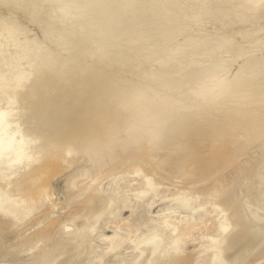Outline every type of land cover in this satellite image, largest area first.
Returning a JSON list of instances; mask_svg holds the SVG:
<instances>
[{
    "label": "bare ground",
    "instance_id": "6f19581e",
    "mask_svg": "<svg viewBox=\"0 0 264 264\" xmlns=\"http://www.w3.org/2000/svg\"><path fill=\"white\" fill-rule=\"evenodd\" d=\"M21 1L22 0H11L10 2L13 3L14 5H17ZM193 1H197L199 3V4L197 3L199 8L195 12H191L192 11V10H190L191 6H188V4L193 3ZM25 2H27V1H25ZM194 3H196V2H194ZM1 5H3V4L1 3ZM186 6L189 7V10L191 12L190 13L191 15H189V16L186 14V13H188L189 10L188 11L184 10L185 16L183 15V12H182ZM40 7L46 9L45 17L41 15L42 17H44V19H43L42 24L40 25V30L43 33L42 34L43 39H45L44 42L47 40L46 41L47 43L51 42L50 43L51 45H52V43L55 45L58 52L62 51V54L64 52L66 54L65 56H67V58L65 57L66 59L64 60V62L60 61V59L55 60L56 58L54 59V57H52L53 55L52 56L49 55V53L46 50H45L46 52L41 51L40 47H38V48H40L38 50V48L36 46H34L33 44H27L26 43L27 45H25L24 47H20V45H19L20 43L15 44L14 37L17 36V32L15 30H13V28H10L6 25L0 27V33H2V34L4 33L5 35L9 34L10 35L9 39L11 40V38H12L13 45H14L15 49L17 50V51L13 50L14 48L11 49L10 51L0 49V69L1 68H7V67L17 69L16 66H13L12 57H13V54H16V52H19V51L26 58L25 59L23 57L25 59L26 63L23 60H21V66L23 65L25 67H28V69H29V73H28L29 75H27V76L19 75L16 79H14L11 82L12 87H10L11 83L6 84V85L4 84L5 89L2 88L4 85L1 86V83L3 84L4 74H3V71H0V89L2 88V90H0L1 91L0 92V97H1L0 99L1 100H6L7 97L12 95L10 92H12L11 90L13 88H16L21 83L23 84L22 85L23 87L21 88V91L19 92V94L17 96V100H19V98H21L20 100H23L24 103L21 101L20 102L23 103L24 106L23 105L22 106L24 107L25 111L17 112L15 110L14 111L11 110L8 113L2 114V119H0V220H4L5 218H9L10 219L9 224H12L11 226H12V228L14 227L13 229H15L17 226L21 225L22 221L20 222V219H22V218H23V220L26 219L28 222V220H30L31 218H34L32 216L37 212V210L42 208L45 205V202L47 201V195L46 196L43 195L44 194L43 187L37 188L35 190L29 189L28 186L31 185V180L34 177H31V180L26 179L29 176L24 177V179H22L24 181V183L20 185V188H18V190H14L15 189L14 187L12 188V186H14L12 184H14L16 182L15 181V180H17L16 176L18 175V173L20 171L25 170L28 167H36V169H38L39 171L41 170L45 175H48L49 173L52 174L50 170L52 168H54L53 166H58L59 164H62L66 161H70L72 158H74L75 154H77L78 152H87L88 151L89 157L97 156L96 153L101 154V155H98V156H100V158L103 156L104 158H102V159L108 158V161H109L111 158H115L116 155L119 153H120V155L122 154L121 155L122 157L125 156V158H126V156H127L126 154H129V152H130L129 151L130 147L133 148L132 150H136V148H138L140 145L144 144L145 146L147 145L146 148H148V150H146V151L147 152L150 151V153H151V150L154 149L155 147H157L156 145H158V144L163 145L166 142L168 143L169 140L170 141L172 140L171 142L176 141V140L179 142L181 140L183 141V139H181L183 136H179V134H178L179 132H180V135H184L185 141L188 140L187 137H189V135H191L190 133H192V135H191L192 138H193L194 134H197L195 136L198 137L201 130H199V129L197 130L195 126H197V124H198V120H197L198 118L197 117H199L198 116L199 113L202 112L201 110L204 111V109L202 106H199V103H198V105L196 104L195 99H198V98L202 99V102L201 101L200 102L203 106L205 105V103H203V102L207 101V103L205 105L206 106L205 112L208 111V112H211L214 115H216V113H214V112L217 111V114H218V112H219V114H221V112L218 111V109L216 111H214L215 106H218V108H224L226 106L227 108L226 107H225L226 109L224 108L225 111L222 110L223 112H226V110L228 109V106L226 105V103L228 105L234 104V103L229 102L232 99L231 100L229 99V101H228L229 103L227 102L228 98H232L231 97L233 95L232 93H235V94L238 93L237 90L239 91L240 87L244 88L246 86V84L248 85L249 83H252L254 86L256 82L253 83L250 79L255 78L256 76H257L256 78L258 79V74L259 75L263 74V76H264V73L262 72L264 70V57H263L264 55L262 56L263 58L260 57L261 60L258 59V61H257L256 57H255L253 60H251L252 62L249 60L248 63H247L248 60L245 59L247 57H244V60L245 61L247 60V61L243 62L244 66H243V64H241L243 67L242 68L240 67L241 70L238 71L239 74L237 73L238 74V75L236 74L237 77H235L236 76L235 75L233 77L234 79L232 78L233 81L231 83L229 82L230 80L227 81L228 82L227 83L225 81L226 76H224L225 77L224 78V77H222V74L229 68L230 63L228 61H230V59H233V57L228 59L227 61L224 60L225 62H228L229 64H226L225 62L222 63L221 59H219L215 56L213 58H215L216 60L212 58V55L213 54L215 55L217 53V51H218V54L220 55L221 53H223L224 51L227 50V46L228 47H229V45L231 46L232 42L228 41V38L226 39L224 37L223 38L226 40L223 39L224 40L223 42L221 41V43H217L218 46H216L217 47L216 49H218V50H216V53H214L215 51L214 52L211 51L213 54L210 53V50L215 48V47H213L215 45L212 44L214 42L209 41L208 40L209 38L206 35H204V34L201 35L202 33L199 34L201 36H198L194 39L189 40V36H188V39H184V38H183L184 40L181 39L182 41L179 43V45H177L178 44L177 43L175 47L170 45L173 47V49H171L167 54L165 53L166 55L161 52L162 49L166 47L165 44H167L168 42L170 43V40L175 36L176 33H181V34H182V32H183V34L187 33L185 31L189 25H194L197 22L201 21L202 18H205V17L209 18V21H211L212 23H213V21H217L219 24L218 29H220V30L224 29L226 26H228L230 24H237V23L241 24V23H243V24L247 25L248 23H251V22H252L251 24H254L253 23L254 21L258 22L259 19L264 17V0H200V1H198V0H28L27 8L24 11H22L20 14H22L21 16H24V17H26L32 21H33V19H35L34 21H37L38 19L40 20V18H39L40 16L38 17V19L36 18L37 17V11H39V13L40 12L43 13V11H40V10H42ZM38 8H40V9L38 10ZM192 8H194V7H192ZM262 19H264V18H262ZM261 20H259V21H261ZM7 24H8V22H7ZM198 25H194V26L196 27ZM245 25H243V26H245ZM54 29L57 31L56 33L53 32ZM187 31H189L188 28H187ZM215 31H216V29H215ZM245 31H246V28H245ZM241 32L243 34L244 30H241ZM241 32L239 34H241ZM239 34H238V36H239ZM244 34H245V32H244ZM85 35H86V37H88L87 39H85ZM133 35L137 36V37H134ZM182 35H179V36L181 37ZM224 35H225V33H224ZM241 35H240V37H241ZM132 36L134 38H136L134 41L133 40L132 41H126V42L123 41V40L128 39V38L130 39ZM255 36L256 35H254V38H255ZM184 37H186V36H184ZM216 37H215V39H216ZM240 37L239 38L237 37V38L240 39ZM243 37H244V35H243ZM235 38H236V36H235ZM174 39L176 40L177 38H173L172 40H174ZM229 39H231V38L229 37ZM242 39L243 38L241 37L240 40H242ZM119 40L123 41L124 45L118 49L113 48L112 44L119 41ZM208 41L211 43H209ZM255 41H256V43H254V45L258 44L256 39H255ZM218 42H220V41H218ZM229 42L231 44H229ZM242 42H243V40H242ZM77 43H81L78 45H80V48L82 45V49H83V51H81V53L79 52L80 56L78 53H77L78 55H76L79 57V58L77 57L78 60L81 57V59L91 61V60H89L90 58L93 59L94 57L96 58L98 56L103 55L102 58H104V59L102 61L99 60L100 63L98 62V65H97L98 68L96 67L97 68L96 71H98V72L102 71V73H104L105 71H103V70L108 71L110 69V72H111L112 71L111 69L113 67H115L114 64H117V63L119 64L120 68H118L117 67L118 65H117L116 66L117 67L116 72L113 74L114 71H112L110 74L111 75L110 78H109V74H108V77H105V78H109L107 80L105 79L106 80L105 85H103L104 81H102L103 84H100L102 86H105V88L102 87L104 90L103 89L102 90L99 89V91L96 90V88H98V86H99V83H98L99 80H97V78L100 74H98V72L92 73L93 67H91L92 69H90V70H86L90 67L89 64H91L95 58L93 59V61L91 63L88 64L89 67L87 66L88 67L87 68L86 67L87 64L86 65H85V63L83 64V62H85V60H83V62H78L76 60V56H75L76 52L74 55H72L73 51H74L73 50L74 45H76ZM13 45H12V47H13ZM21 45H23V44L21 43ZM163 46H165V47H163ZM211 46H212V49H211ZM235 48H237V47L235 46ZM259 48L260 47L258 45H255L252 47L249 46L246 50L243 49V51H242V50H240V47H239L240 51H237L238 48L236 49L237 52L235 51L234 58H235V60L237 58L243 59L242 58L243 56H248V55H251V58H253L255 56L254 53H256L258 51L257 49H259ZM166 49H170V48L166 47ZM198 49L202 50V54L201 53L199 54L200 51H197ZM57 50L55 49L56 52H57ZM233 50H234V48H233ZM163 51H165V49ZM167 51L168 50H166V52ZM196 51L198 52V54L196 53ZM160 52H161V55L162 54H164V55L163 56L159 55ZM231 52L233 53V51H231ZM208 53L212 54L211 56H209L211 59H213L212 62H210L209 59H207L204 56L205 54L209 55ZM191 54H193L194 59H196L195 57L198 55H200V57L203 56V57H201L202 60L205 57L204 61L202 62V65L206 59V61H209V62H206L208 64V66L207 65H206L207 67L202 66V68L204 67L203 69L199 68L200 70L197 69L198 71L196 70L195 72L194 71L192 72V70L196 66H198V65L201 66V64H198L201 61V58L199 59V56L197 57V59L200 61L197 63L198 65H196L192 69L191 66L193 65L192 64L193 62L191 63V61H193L194 59H192L193 57L191 58V56H192ZM263 54H264V50H263ZM158 55H159V57H158ZM219 55H218V57L221 58V56H219ZM19 56L22 57L21 54H19ZM36 56L41 59L40 61H37L38 63L36 62V59H35L36 63L33 61L34 59L33 60L31 59L33 57L36 58ZM224 56H225V54H224ZM188 57H190V58L186 59ZM230 57H231V55H230ZM157 58H159V59H157ZM96 59H98V58H96ZM99 59H100V57H99ZM111 59H113L112 62L115 61V63H112ZM154 59H156L155 62L153 61ZM182 59H185V60L182 62L181 61ZM190 59H191V61H189ZM37 60H39V59H37ZM61 60H63V59H61ZM131 60L136 61V62L133 61L134 62L133 65H135V63L137 65L141 63L140 66H138L137 68L135 65L136 69L134 68V71L137 70L139 67H140V69L142 67H144V65H146V64H142L143 62L147 61V63L149 64L148 61L152 60L154 63H156V61H157L156 65H154V63H152V61L150 62L154 66H157L159 72L155 69L156 73L157 72L160 73V71H163L162 74L164 73L165 76L164 75H162V76H164V78H166V75L168 74V72L172 73V71H174L177 73H173V75L177 74V76L174 75V77H173L174 80H170L169 82L164 83L163 88L161 87V89H157L156 92H153L156 90V88H154L155 89L154 90L151 86L155 83L150 80L151 76L145 75V77H149L148 80H147V78H145V77L144 78L148 82L151 81L148 84H150V83L152 84V85L150 84L151 86H149V87H150V89L152 88L153 91H150L149 87H148L149 90L146 89L147 88V84H146L147 81L145 80L142 83L145 82L146 88H144L142 83H140V85H142V86H140V85H138L139 83L136 82V84L138 83L137 85L139 86V87L137 86L138 89H136V90L132 89L133 92H131V91L127 92V90H130V89L126 90L125 86H128L131 83L128 82V85L125 84V86H123L124 84L121 85L118 83H119V80L121 78H123L122 76L124 74V71L127 70L128 67H130V64L132 63ZM254 60H255V62H254ZM129 61H131V62L129 63ZM231 61H234V60H231ZM22 62H24V63L22 64ZM127 62L129 63V66H128ZM126 64H127V66H126ZM112 65H114V66L112 67ZM200 66H198V67H200ZM125 67H127V69ZM154 68H153V70H154ZM151 70H152V68H151ZM89 71H91V73H89ZM94 71H95V68H94ZM137 72H140V71L137 70ZM141 72H140V74H141ZM150 72H152V71L149 70V75H150ZM165 72H167V74H165ZM178 72H179V74H178ZM87 73H89V75ZM146 73L148 74V72H146ZM156 73L153 72L152 74H156ZM90 74H92V75L94 74V75L91 76ZM212 74H219V76H221V77L217 78L216 80H210ZM105 75H106V72H105ZM138 75L134 74V76H138ZM159 75H161V74H159ZM170 75H168L167 78H170ZM75 76L78 77L77 78L78 80L74 78ZM90 76L93 78V80L94 79L97 80V81H95V83H98V86L97 85L95 86V84H94L95 90L92 88L91 89H92V92H93V90L95 92L93 94L91 92L92 96H91V94H87L85 97V98H88L87 96L90 95L93 98L91 99V97H90L91 100H89V98H88L86 100L87 103L85 101H83V102H85L86 104L89 103L88 107L91 104V106H90L91 109H89V110L92 111L94 109L93 113L97 111V114L91 113L89 110L86 109L88 107L84 106L85 108L82 107L83 108L82 110L84 112L89 111L87 113L90 115V116L89 115L84 116L85 113L81 114L82 113L81 109H80L81 110L80 112L78 111L79 109H76V108H79L78 105H80V101L78 102L77 100H79L80 93L82 92V91L81 92L79 91V88L81 90L85 88L84 90H86L87 89L86 87H88V85H89V87L91 86L90 82L91 81L94 82ZM141 76H144V74L143 75L141 74ZM141 76L140 75L138 76L140 80L137 79V81L139 80V82H141V80L143 79ZM162 76L160 77V79H162ZM100 77H101V75H100ZM100 77L98 79H100ZM138 77H136V78H138ZM155 78H157V77H154L152 79H155ZM166 79H165V81H166ZM263 79H264V77L263 78L261 77L259 79L260 82H262ZM47 80H50L51 84L48 85ZM75 80H77V81H75ZM155 80H157V79H155ZM248 80H250L251 82H248L245 84V82H247ZM160 81H159V83L157 81H155L156 83H158L156 87H158V85L160 87ZM165 81H163V82H165ZM167 81H168V79H167ZM253 81H255V79ZM120 82L123 83L124 81L122 82L120 80ZM187 82H189V83L191 82L192 87H194L193 88L194 90H195V88L198 89L197 91L195 90L197 95L194 94V97L196 96V98L194 99L192 96V99L195 100L196 105L194 104L193 101H191L192 99L191 100L190 99H181V96L184 95L183 92H185L187 90L186 92L188 93L189 88L191 90L190 92L194 93V90L189 86L190 84L187 85V86H189L188 89L186 88ZM257 82H259V81H257ZM263 82H264V80H263ZM124 83H127V82H124ZM162 84L163 83L161 81V85ZM184 84L186 87L184 86ZM243 84L245 85L244 87H242ZM257 84H261V83H257ZM262 84L264 86V83H262ZM74 85H76V86H74ZM120 85L123 86V88L126 91L123 88L119 87ZM131 86L133 87V85H130L128 87L130 88ZM258 86L259 85H257V88L261 87V86H259V87ZM76 87L78 88L77 91H79V92H77L76 90L75 91L71 90L74 88L76 89ZM135 87L136 86H134L133 88H135ZM153 87H155V86H153ZM181 87L184 89L186 88V89L183 90V92L179 91V90H181ZM250 87H251V84H250L249 88ZM252 87L250 90H253V92L255 90L257 91V89L255 88L256 86H254L255 90L252 89ZM99 88H101V87H99ZM119 88H121V89H119ZM173 88L179 89L178 92L179 93L181 92L182 95L180 94L181 95L180 96L178 93V95L176 97V95L174 96L172 94L175 98H173V99L169 98L168 95L172 92H169L168 90L172 89L173 92H175L176 90L174 91ZM3 89H4V91H3ZM245 89H246V91H248L247 86L244 88V90ZM58 90H61V91L63 90L64 92L66 90V92H70L71 94H72L71 91H73V94L75 92L77 93V94L75 93L74 96L78 95V93H79V95L77 97H74L73 95L70 94L72 96V99L70 98L71 96L70 97L67 96L70 98V102L67 100L64 102V100H62V99H64V98H62L64 96L62 95L60 101H57V100H55L54 96L55 95L57 96V94L58 95L60 94ZM67 90H69V91H67ZM88 90L89 89H87V91ZM145 90L148 91V93H149L148 96L146 95L147 92ZM244 90H242V92H244ZM57 91H58V93H56ZM167 91H168V93H167ZM84 92L86 93V91H84ZM150 92L152 94H150ZM242 92H241V94H242ZM245 92H244V94H247V96H246L247 101L251 100L250 98H248V94H250L252 91H250V92L248 91V93H245ZM89 93H90V90H89ZM193 93H191V94H193ZM65 94H67V93H64V95ZM208 94L211 96L210 98H212L211 102H210L209 96H207ZM230 94H232V95H230ZM221 95H224V97L230 95L227 97L226 101L224 100V103L226 102L224 104L225 106L222 105L223 102H222V104L220 103L221 101L218 103L219 97H221ZM237 95L238 96L240 95V91H239V94H237ZM237 95H235L234 97H236ZM250 95H254V93H252ZM81 96L84 97L83 92L81 93ZM170 96H171V94H170ZM173 96H171V97H173ZM188 96H189V94L186 96H183V98L184 97L185 98H191L190 96L189 97ZM205 96H207L208 98L207 97L206 98L209 100L204 99ZM262 96H261L262 100H261V97L257 100V101H259V100L262 101V103L260 102L261 103L260 106L262 104H264L263 103L264 102V94ZM73 97L74 98L79 97L77 100H75L77 102L72 101V100H74ZM83 97L81 98V103H83L82 102ZM217 97H218V99H216ZM234 97H233V99L237 98L236 99V101H237L236 103H238L237 106L241 105L243 109H244V107H247V105L249 107L247 109H250V107L254 109V106H255V108L257 106V105H254V104H256V102H254L253 104H249L247 101H245V97H243V96H239L236 98H234ZM251 97H253V96H251ZM255 98H257V97H255ZM9 99H10V97H9ZM56 99H59V98L56 97ZM65 99H66V95H65ZM221 99L223 100V96ZM199 100H197V101H199ZM215 100H218V101H216L217 105H215V103H214ZM252 100H253V98H252ZM252 100H251V102H253ZM190 101L193 102V105H191L192 104L191 103L190 106H195V107L192 108L189 106L188 103ZM233 101L234 100H232V102ZM244 101L247 103L246 106L242 105L244 103ZM76 104H78V105H76ZM220 104L223 107H219ZM144 105H146V107L148 105L151 108L150 109L148 107L150 109V111L155 110L154 114L156 111L160 112V113L159 114L156 113L157 114V117H156L155 116L156 114L154 115L152 113V111L148 112L149 110H146L148 108L143 107L144 111L146 110L148 114L149 113L153 114L154 119L153 118L149 119L151 114H149V117H147L148 114L146 113V111H145V113H143V110H140L142 108V106H144ZM231 105H229V108L231 107ZM252 105H253V107H252ZM182 106H184V107H182ZM185 106H187V108L189 106L190 109L192 108L191 110L193 112H195L194 111L195 108L197 109V107H200V111H198L199 113H197V111H196V113L198 115L196 114L197 116L195 118H197L196 119L197 122L196 121L195 122L197 124L195 123V126L193 127L195 129H193V130L191 128L193 126L192 123L194 122L195 119H192V123H191L192 126L188 125V124H190V122L187 123L186 121L189 120V118H191L194 115V113L192 116L189 114L191 117H189L187 115L188 113L187 114L185 113L186 116L189 117V118L186 117L187 118L186 121H185V119H186L185 117H183L185 119H182V117H181L184 113L182 115L180 114L181 116L178 115L179 112L181 113V109L182 110L185 109ZM241 106H239V107H240V110L242 111L243 109L241 108ZM257 107H259V105ZM263 107L264 106L262 105V107H261L262 110L260 109V112L263 111V113L262 112L260 113L261 115L264 114ZM231 109H233V108L231 107ZM231 109H229V111ZM235 109L238 111H239V109L235 108V106H234L233 112L236 114ZM247 109L246 110L244 109L246 111V114H248ZM188 110H186V111H188ZM197 110H199V109H197ZM219 110H221V109H219ZM244 110H243V112H244ZM250 110H249V112L253 113V111L254 110L256 111L257 109H254L251 111ZM139 111L140 112L142 111L141 114ZM186 111L184 110L183 112H186ZM192 111H190V112H192ZM229 111L227 110V113ZM238 111H237L238 115L237 116L235 115L237 120L235 119L234 116H233L234 118L233 117H231V118L235 119V121H237L235 123L239 122L240 125H242V123H244L243 125L246 128L245 130H248L249 129L248 127L251 128L253 126L254 127L251 128V130L253 129L254 131H257L259 128H260V130L262 128H264L263 127L264 121L261 122V124L263 123V126H261L259 121H262V120H258V119H262V117H264V115L261 116L259 114V116H261V117L258 119L256 118L258 121L251 119V118H253V119L255 118V117H253V115L257 116V113H259V110H258V112L256 111L257 112L256 114H254L255 112L253 114L251 113L252 117H251V115H249L250 118H248L249 116H247L246 114H239ZM208 112H206V114ZM142 113L144 115H142ZM211 113H209V117H210ZM234 113H232V114L234 115ZM146 114H147V116H146ZM206 114H204V115L206 116ZM219 114L217 115L216 118H218V117H219L218 119L222 118L221 122L222 121L224 122L225 115H224V117L221 115L222 116L221 117V116H219ZM222 114H224V113H222ZM239 115H242V116L246 115L245 117H247L248 120L251 119L250 121H248L249 122L248 127H246L247 126L246 118L244 117L243 118L244 121L242 120L243 121L242 122L240 120L241 121L240 122L239 118H237ZM183 116H185V115H183ZM200 116H203V115H200ZM206 117H208V115ZM206 117L205 118L201 117L203 119L202 122L204 124L206 122H208V120L210 122L213 119V118L212 119L211 118L206 119ZM227 117L228 116H226V118ZM216 118L214 120H212L211 122L216 120V122L220 123ZM228 118L230 119V122H232L231 118L230 117H228ZM228 118H227V120H229ZM204 119H206V120L204 121ZM148 120H150V121H148ZM199 120L201 121V119H199ZM263 120H264V118H263ZM209 122H208V124L206 123L207 125L205 124V126H209ZM230 122L226 121V122H224V124L230 123ZM201 123L199 122L198 125H200ZM218 123H217V125L212 123L213 127H214V125H216V128H217ZM239 123L235 124V125L240 126ZM184 124H185V126H184ZM186 124L191 127V128L187 127V128H189V134L187 133L188 131H185L187 129ZM212 124L207 128L204 126L205 130H203V128H204L203 126H197L199 128L201 127L200 129H202V133L205 131V133H204L205 135L201 134V136L202 135L204 136V137H201V139L206 138V140L210 141V138H211L214 141L215 137L217 139L218 138L217 136L219 134H221V135L224 134L225 131L228 134L229 138H230L229 132H231V136L236 137V138L231 137L230 140L232 139V141H233V139L234 140L235 139H243L242 137H240V134L242 136V133H240V132H242L241 130L239 132L238 138H237L238 134L232 135L233 134L232 132H234V131H235L234 133H238V127L236 128L237 130H235V128L233 127L234 129H232V131H231L230 128H229L230 129L229 130L228 127H226L224 124H222V126L224 125V128L228 129V130L225 129V131H223L220 128L222 126L219 124L220 127L215 129V131H214V129H212L213 128ZM251 124L253 126H250ZM259 124L261 127L259 126ZM243 125H242L241 129L244 130ZM183 126H184V128H186L185 130L182 128ZM231 126H234V122H233V124H230V127ZM219 128H220V130H218ZM254 128H256V130ZM190 129L192 130L191 132H190ZM180 130L185 131L187 133V136H186L187 140L185 138L186 133L182 134L183 132H181ZM216 130L218 132H216ZM221 130L224 133H219V131L221 132ZM260 130L258 132H260ZM122 131H124L126 133V137L121 138V140L124 139L123 141L120 140V142H117L116 140H118V138L117 139L115 138V137H117V135L115 137H114V135L116 132L123 133ZM212 131L219 133V134L217 135L216 133H214L211 136ZM227 131H229V132H227ZM263 132H262V134H264ZM118 133H116V134H118ZM247 133L252 134V133H249V130ZM254 133H253V136H254ZM260 133H258L259 136H260ZM225 134H224V136H226ZM243 134H244V132H243ZM123 135L125 136V134H123ZM140 135H142L141 140H139ZM177 135H178V137H181L179 140L177 139ZM215 135H217V136H215ZM221 135H219V136H221ZM244 135L246 136L245 138H247L248 141H249L248 138H250V136H252V135L249 136L246 134H244ZM244 135H243V137H244ZM256 135H257V132H256ZM195 136H194V138H196ZM205 136H207L208 138L210 136V138L207 139V137H205ZM213 136H215V137H213ZM224 136H222V139ZM228 137L226 138L227 140L229 139ZM174 138H176V140ZM199 139H200V137H198L197 140H199ZM201 139H200V142H202ZM216 139H215V142H216ZM212 140H211V142H212ZM244 140H246V139H244ZM252 140L254 141V139H252ZM188 141H190V139ZM203 141H205V140H203ZM209 141H207V142H209ZM220 141H224V140L220 139ZM232 141H231V143H232ZM195 142H196V140H195ZM195 142H189L188 144L190 145V143H192L191 146L197 145V144L199 145V143H197L198 141L196 142L197 144ZM217 142L221 144V142H219V139H217ZM228 142H229V140L227 142H225V144H227ZM236 142H238L240 144L242 142V140H241V142L236 140ZM257 142H259V141H257ZM167 143L164 144V146H166ZM175 143L176 144H183V143H178V142H175ZM204 143H206V142H204ZM214 143L212 142V144H211L212 149L210 148L211 149V150H209L210 152H212V150L213 151L218 150V149L214 150V148H215L214 146H216V144H218V143H215V145H214ZM233 143H234V141H233ZM176 144H175V148H176V146H179ZM184 144H187V143H184ZM207 144L210 145V143H207ZM237 144H235V146ZM144 145L141 147L142 150L145 149ZM183 145H180V147L182 148ZM202 145H203V143H202ZM227 145L230 146V143H228ZM227 145L223 146L221 144V146H223L224 149H225V147L227 148ZM244 145H247V144H245V142H244L243 147H244ZM148 146H151V147L154 146V148H151V150H149ZM184 146H186V145H184ZM191 146H190V148L192 150ZM218 146H217V148L221 147L219 144H218ZM229 146L227 148V151L229 149ZM232 146H230V147H232ZM158 147L160 148V145ZM158 147L155 149H158ZM169 147H171V146H169ZM181 148L177 147L175 150H177V149L180 150ZM127 149H129V150H127ZM139 149L140 148H138V151L141 150V149L140 150ZM241 149H243V148H240V151H241ZM244 149H246V148L244 147ZM164 150L166 151L165 148H164ZM173 150H174V148H173ZM221 150H222V148H220V150H218V151L220 152ZM146 151H144V152H146ZM154 151L155 150H153V152ZM159 151H160V149H159ZM227 151H224L223 153L221 151L220 154L222 153L224 155V153ZM126 152H128V153H126ZM155 152H154V154H155ZM189 152H190V150L188 151V154H189ZM132 153H133V151H132ZM177 153H179V152L177 151ZM182 153H184V152H182ZM217 153H215V154L217 155ZM140 154H138V155H140ZM147 154H149V152ZM176 154H174V156H166V157L163 155L164 157L160 158L159 164H162V166L166 165V164H168L167 166H171L170 172L172 169V172H173L172 174H175L177 172H179L181 174V172H182L183 177L186 175L188 176L189 173L191 172L190 169H192V168H189L190 164H189V160L187 159L189 157L179 159L178 157L175 156ZM156 155H157V153H156ZM165 155H167V153ZM169 155H172V153ZM212 155H213V153H212ZM79 156L80 155H78L77 157H79ZM150 156H152V159H153V155L151 154ZM188 156H190V155H188ZM191 156H192V154H191ZM219 157L220 156H218V157L217 156H211L210 158L211 159L216 158L215 164H217L216 162H218ZM148 158L150 159V157H148ZM197 158H199V157H197ZM207 158H209V157H207ZM207 158H205V159H207ZM87 159H89V158H87ZM93 160H96V159L93 158ZM263 160H262V162H263ZM71 161L73 162V160H71ZM98 161H102V160L100 159ZM112 161H113V159H112ZM152 161H154V160H152ZM90 162H92V161H90ZM194 162H196V161H194ZM197 162H198V160H197ZM200 162H201V160H200ZM202 162H203V160H202ZM95 163H97V162H95ZM99 163H102V162H99ZM109 163H111V162H109ZM207 163H209V162H207ZM200 164H199V166H200ZM206 164H203V165H205V167L207 168V166L210 167L209 164H213V163H211V161H210V163L208 165H206ZM98 165H100V164H98ZM104 165H103V167H104ZM194 165H192V167H197L198 163L196 164V166H194ZM99 167L100 166H98L97 168H99ZM205 167H203V168H205ZM260 167H259V169H261V171H263L264 168L262 166H260ZM141 168L139 167L138 171L133 173V175H136L137 177L141 176L140 175L141 170H142ZM196 170H198V172H196ZM196 170L195 171L193 170L194 172L197 173L195 176L199 175V173L201 172L202 169L201 170L196 169ZM244 170H246V168H243V170L237 171L239 176L242 175L241 173H243ZM258 171H260V170H258ZM37 172L38 171L36 170V173ZM154 172H155V170H154ZM203 172H205V170L202 171L201 173H203ZM38 173H40V172H38ZM120 173H123V171ZM201 173H200V175H201ZM257 173L258 172L256 171V176L254 174L255 177L253 178V180H251V182H252L251 185H253V186H252V188L250 187L251 193L256 195L255 196L256 199L254 198L255 202H253V200H252L253 197H252V199L249 198V200H252L253 206H251L246 211L241 210V207H242L241 205H242L243 200L238 202L236 199V201H237L236 204H234L232 202L236 193H238L240 190H243L242 187H245L244 183H239V184H235L237 186H235L233 188L232 187L230 188L227 186L224 189H222V191L220 190L219 193L217 194V203L215 205H213L212 207H210L208 210H205V208L203 209V207L201 208L202 205H198V204L195 207L193 206V208L191 209L190 208L191 201L188 198V195L186 193L180 194L179 195V196H181V197H179L180 199L177 201V203L175 205H173L171 207V210L166 212V213L164 212V214H162V215L160 213L159 215H157L156 217L151 219L150 225L153 224V225H155V227H157L156 225H158V226L161 225V228L163 227V229H166V230L168 229V227L170 228V232L175 234V237L173 238V240H171L172 242L170 243V245H171L170 248H172V250L176 256V255L181 254L182 246H183L182 244L184 243L185 239H188L187 237L190 235V234L188 235V233L190 231H193V229L199 228V226L203 223V221L208 216H210V214L215 213L216 216H218L217 218H219L221 216L218 219L219 224L215 229V235L218 234L217 235L218 237L216 238L215 236H212L210 234L211 236L205 237L204 239H202V238L200 239V240L205 241L204 244L209 243L208 249L211 250V252H210L211 256L209 255L210 258H208L209 261L206 264H223V262H224V264H246L247 259L249 257H251V259H252V257H254V256L259 257V258L262 257V259H264V256H263L264 255V208L262 206V204L264 202V191L263 192L260 191L261 187H263V184H264V183H262V182H264V177H262L264 175V173L262 172L263 175L262 174L260 175ZM172 174H170V175H172ZM182 174H181V176H182ZM244 174H245V171H244ZM244 174L242 176H244ZM31 175H35V173L31 174ZM176 175H174V176H176ZM242 176H241V178H242ZM172 177H173V175H172ZM187 178L188 177H186V179ZM172 179L173 180H170V181H172V182L175 181V178H172ZM184 179H185V177H184ZM2 180H4L3 182H5V180H8V181L3 183ZM143 181H144V179H143ZM143 181H142V183H143ZM71 182H72V180H71ZM71 182L69 181V183H66L65 188H66L67 192H70V188L72 186L70 184ZM153 183L149 179L145 178V183H143V184H145V186L141 190L139 189L134 194L135 199L141 193L148 194L150 192H153L157 187V186H154ZM248 186H249V184H248ZM247 188H249V187H247ZM263 189H264V187H263ZM244 190H245V188H244ZM29 191L30 192L34 191L33 195H27L28 193H26V192H29ZM119 191L122 192L120 190V187H119ZM241 192H243V191H241ZM240 194H242V193H240ZM243 194H244V192H243ZM245 194H247V192ZM247 195H249V194H247ZM86 196H87V198L90 197V195L88 193ZM215 196H216V194H215ZM64 197H66V196H64ZM177 197H178V195H177ZM83 198H86V197H83ZM169 201L171 202V200H169ZM230 201L235 206V208L233 207L234 211L231 215L223 216L221 209H224V207H226L227 203L231 205ZM99 203H101V202L97 203L98 206L95 205L96 203L95 204L93 203L96 206L95 207L96 212H95L94 217L96 218L98 216V217L105 218L106 216H104V214L108 211H106V212H104V211L106 209H108V207L110 206V203L108 202L109 203L108 204V203H105L103 201H102V203H104V205H99ZM150 205H151L150 200H146L145 202L143 201L138 206V208L136 210H134L135 214H139L140 210L147 209ZM92 207L94 208V206H92ZM227 207H226V209H228V211L232 209V208L229 209ZM244 209H246V208H244ZM41 212H43V210ZM103 212H104V214H103L104 217L101 216ZM177 213H186L188 216H186L187 218H183V219H180L178 222H175V220L173 221V219ZM45 214H46V212H45ZM183 217H184V215H183ZM74 219L75 218H73V220ZM106 219L107 220L114 219V217L112 216V213L110 215H108V218H105L104 221ZM26 220H24V222ZM98 220H99V218H98ZM176 220H177V218H176ZM222 220L224 221V224H221ZM94 221H95V219H93V222ZM96 221H95V223H96ZM91 222H92V220H91ZM98 223H96V224L98 225ZM107 223L108 222H105L102 225L101 229H103L107 225ZM80 224H81V222H80ZM80 224H79V228H81ZM96 224H95V227H97ZM100 226H101V224H100ZM70 227H71L70 225H65V226H63V229L61 228V231L63 230L62 233H61V231L58 232V233L62 234L61 235L62 238H66L68 232L72 231L69 229ZM95 227L93 226V228H95ZM164 227H167V228H164ZM79 228H77V229H79ZM97 228H95V229H97ZM16 229H18V228H16ZM68 229H69V231H68ZM5 230H9V229H5ZM91 230H92V227L90 228V231ZM3 231L1 230V232H0V233H2V235L5 234V231H4V233H3ZM90 231L88 233H90ZM168 231L169 230H167V233H168ZM93 232H91V234ZM96 232H97V230H96ZM77 233H78V237H79L80 233L79 232H77ZM71 234L69 233L68 237ZM95 234H97V233H95ZM74 235L75 234H72V236H74ZM45 237H44V240H42L41 242L45 243L47 241L45 239ZM98 238H100L103 241L108 242L104 251L108 254L114 253L113 258L117 259L119 256V253H120L119 250L125 246L124 245L125 238L118 236L115 232H113L112 235H110L108 237L104 236V237H98ZM64 240L67 242L66 239H64ZM64 240H62V241H64ZM68 240H70V239H68ZM155 240H156V238H155ZM71 241H69V242H71ZM99 241L100 240H98L97 242H99ZM156 241L153 242L154 245L157 244ZM79 244H80V242L74 247L75 248V252H74L75 255L81 249L80 253H78L76 255L77 256L76 258L79 257V254L81 256L84 255V254H82L83 253L82 251H84V249H83V247H81V244L80 245ZM158 244H159V242H158ZM95 246H97V245H95ZM150 246L151 245H149V247ZM201 246L202 245H200V247ZM154 247H158V246H154ZM33 248L38 249L39 246H34ZM65 249H66L65 245L61 244L59 246V251H60L59 256L63 255V253L65 252L64 251ZM93 249H95V248H93ZM88 250H87L88 252L85 250L87 253V254L85 253L86 255H88L89 253H92V251H93V250H91V248ZM168 250L169 249H167V251ZM40 251H41V249H40ZM147 251H149V250H147ZM152 251H153V249H152ZM42 252H40V253L42 254ZM137 253H138V251H137ZM164 253H165V251H164ZM30 254H31V256H29V257H31L30 259H32V258H35V255L37 253L35 254V251H34ZM39 254H38V256H39ZM149 254H150V252H149ZM152 254H153V252H152ZM43 256L45 257L44 253L41 257L36 256V258H38L40 260V258H42ZM53 256H55V255H53ZM29 257H27V258L29 259ZM95 258L97 260V257H95ZM176 258H175V260H176ZM203 258H205V257H203ZM229 258H230V261H229ZM148 259L150 260L149 257H148ZM225 259H227L228 263H225ZM142 260H144V259H142ZM249 260H250V258H249ZM14 261H16V260H14ZM163 261H165V260H163ZM163 261H161V262H163ZM199 261H200V259H198L197 262H199ZM201 262H204V261H201ZM10 263H12V262H10ZM138 263L140 264V261ZM134 264H136V263L134 262ZM200 264H202V263H200Z\"/></svg>",
    "mask_w": 264,
    "mask_h": 264
},
{
    "label": "rangeland",
    "instance_id": "374dc122",
    "mask_svg": "<svg viewBox=\"0 0 264 264\" xmlns=\"http://www.w3.org/2000/svg\"><path fill=\"white\" fill-rule=\"evenodd\" d=\"M11 0H0V5H1V3L3 4V5H1L0 6V27L1 26H4V25H6V26H8V27H10V28H13V30H15L16 32H17V36L16 37H14V39H15V44H19L20 45V47H24L25 45H27V44H33L34 46H36L37 48L38 47H40L41 48V51H47L48 53H49V55H53L52 57H54V59L55 60H59L60 59V61H62V62H64V60L67 58V56H65L66 54L63 52V54H62V51H59L58 52V50H57V48L55 47V45L52 43V45L50 44L51 42H49V43H47L46 41L44 42V40L45 39H43V33H42V31L40 30V25L42 24V22H43V19H44V17H45V13H46V9L45 8H41L42 10H40V11H43V13L42 12H40L39 13V11H37V19H38V17L40 18V20L38 19L37 21H34L35 19H33V21L32 20H30V19H28V18H26V17H24V16H21L22 14H20L22 11H24L26 8H27V3H28V0H22L20 3H18L17 5H14L13 3H11L10 2ZM25 1H27V2H25ZM198 1H200V0H198ZM194 2H196V3H194ZM198 2L197 1H193V3H191V4H188V6H191V8H190V10H192L191 12H195V11H197V9L199 8V6H198V4H197ZM197 8H196V7ZM187 7V6H186ZM184 8L183 9V15H184V10L185 11H188L189 10V7H187V8ZM192 7H194V8H192ZM6 8V9H5ZM40 8H38V10L40 9ZM187 9V10H186ZM196 9V10H195ZM190 10L188 11V13H186L188 16L189 15H191L190 13ZM39 13V14H38ZM42 13V14H41ZM44 16V17H42V16ZM186 15V16H187ZM185 16V15H184ZM24 17V18H23ZM207 17H205V18H202L201 19V21H199V22H197L196 24H194V25H198V26H194V25H189L187 28L189 29V31H187V28H186V31L185 32H187V33H184L183 34V32H182V34L181 33H176L175 34V36L173 37V38H177L176 40L174 39V40H170V43L167 45V44H165V46L166 47H168V48H170V49H166V47L165 46H163V47H165V48H163L162 49V53H168L171 49H173V47H175L176 46V44L177 45H179V43L182 41V40H184V39H188V36H189V40L190 39H194V38H196V37H198V36H201V35H206L209 39V41H211V42H214V43H212V44H214L215 46H213V47H215V48H213L212 49V46H211V49L212 50H210V53H212V52H214V53H216V50H218V49H216L217 47L216 46H218V44L217 43H221V41L223 42L224 40H226L227 38H228V41H230V42H232V44L229 42V44H231V46L229 45V47L227 46V50L229 51H224L223 53L225 54V56H224V54L223 53H221L220 55L218 54V51H217V53L214 55L213 53V55L212 54H210V53H208L209 55H204L207 59H209V61L210 62H212L213 61V59H215V58H213L214 56L215 57H217V58H219V59H221V62L223 63V62H225V61H227L228 59H230V58H232L233 57V59H230V61L231 60H234V61H228L229 63H230V66H229V68L222 74V77H224V76H226V78H225V81L227 82V81H229L230 83L233 81V77L238 73L239 74V72L238 71H240L241 70V68L244 66V64H243V62H246L247 60V63L249 62V60L251 61V60H253L255 57H256V60L258 61V59L259 60H261V58L260 57H262L264 54H263V50H264V19H262V18H264V17H262L261 19H259V20H261V21H259L258 20V22L257 21H254L253 23L254 24H251V23H248L247 25H245V24H243V23H241V24H239V23H237V24H230V25H228V26H226L224 29H222V30H220V29H218L219 27V24H218V22L217 21H213V23L211 22V21H209V18H207ZM206 21V22H205ZM7 22H8V24H7ZM39 22V23H38ZM256 22V23H255ZM260 22V23H259ZM204 23V24H203ZM259 23V24H258ZM213 24V25H212ZM243 25H245V26H243ZM250 25V26H249ZM202 26V27H201ZM232 26V27H231ZM241 26V27H240ZM213 28V29H212ZM231 28V29H230ZM239 28V29H238ZM245 28H246V31H245ZM192 29V30H191ZM205 31H204V30ZM215 29H216V31H215ZM244 30V32H245V34H244V32H243V34H242V32H241V30ZM239 30V31H238ZM230 31V32H229ZM237 31V32H236ZM248 31V32H247ZM19 32V33H18ZM53 32H57L55 29H54V31ZM232 32V33H231ZM241 32V34H239ZM202 33V34H201ZM215 33V34H214ZM222 35H221V34ZM224 33H225V35H224ZM19 34V35H18ZM178 34V35H177ZM186 34V35H185ZM199 34H201V35H199ZM238 34H239V36H238ZM262 34V35H261ZM42 35V36H41ZM177 35V36H176ZM179 35H182L181 37L179 36ZM209 35V36H208ZM240 35H241V37L243 38L242 40H243V42H242V40H240L241 39V37H240ZM243 35H244V37H243ZM254 35H256L255 36V38H254ZM10 35L8 34V35H5L4 33L2 34V33H0V49H3V50H8V51H10L11 49H13V50H15V51H17L16 49H15V47H14V45H13V41H12V38H11V40L9 39L10 37H9ZM88 36V35H87ZM134 36V35H133ZM131 37L130 39L128 38V39H125V40H123L124 42H126V41H134L136 38H134V37H137V36H134V37ZM179 36V37H178ZM184 36H186V37H184ZM213 36V37H212ZM217 36V37H216ZM235 36H236V38H235ZM215 37H216V39H215ZM226 38V39H224V38ZM229 37L231 38V39H229ZM234 37V38H233ZM240 37V39H238V38ZM250 37V38H249ZM84 38V37H83ZM88 37H86V35H85V39H87ZM184 38V39H183ZM221 38V39H220ZM182 39V40H181ZM224 39V40H223ZM255 39L257 40V42H258V44H255V45H258L260 48L259 49H257L256 51V53H254L255 54V56L253 57V58H251V55H248V56H243L242 58L243 59H239V58H237L236 60H235V58H234V54H235V51H236V49H237V51H240V50H242L243 51V49L244 50H246L249 46L250 47H252V46H255L254 45V43H256V41H255ZM233 40V41H232ZM31 41V42H30ZM123 41H121V40H119V41H117V42H115V43H113L112 44V46H113V48H116V49H118V48H120V47H122L123 45H124V42ZM174 41V42H173ZM208 41V42H209ZM216 41V42H215ZM218 41H220V42H218ZM12 42V43H11ZM172 42V43H171ZM211 42H209V43H211ZM21 43L23 44V45H21ZM27 43V44H26ZM51 46H50V45ZM78 44H81V43H77L76 45H74V48H73V54L72 55H74L75 54V52H76V54H75V56L76 55H78L79 54V52L81 53V51H83V49H82V45H81V48H80V45H78ZM211 44V45H212ZM12 45H13V47H12ZM170 45H172V46H170ZM234 46V47H233ZM235 46L237 47V48H235ZM262 46V47H261ZM239 47H240V50H239ZM40 48H38V50L40 49ZM43 48V49H42ZM233 48H234V50H233ZM262 48V49H261ZM55 49L57 50V52L55 51ZM165 49V51H163ZM233 51V53L230 51ZM80 50V51H79ZM166 50H168L167 52H166ZM45 51V52H46ZM197 51H200L199 52V54L201 53L202 54V50H200V49H198ZM196 51V53L198 54V52ZM212 51V52H211ZM236 51V52H237ZM161 52H160V54L159 55H161ZM227 52V53H226ZM262 52V53H261ZM51 53V54H50ZM60 53V54H59ZM78 53V54H77ZM261 53V54H260ZM17 54V55H16ZM16 54H13V57H12V63H13V66H16L17 67V69H13V68H11V67H7V68H1L0 69V71H3V74H4V80H3V84L1 83V86L2 85H6V84H10L14 79H16L19 75H21V76H27V75H29L28 73H29V69H28V67H25V66H21V60H23L24 62H25V56H23V54L22 53H20V51L19 52H16ZM19 54H21L22 55V57H20L19 56ZM164 54H162L161 56H163ZM165 54V55H166ZM196 54V55H197ZM223 54V55H222ZM233 54V55H232ZM159 55H158V57H159ZM192 55V56H191ZM190 56H191V58L193 57V54H191ZM212 55V58L213 59H211L209 56H211ZM218 55L219 56H221V58L220 57H218ZM230 55H231V57H230ZM74 56V57H75ZM79 56H80V54H79ZM82 56V55H81ZM160 56V57H161ZM199 56V59L201 58V57H203V56H201L200 57V55H198ZM198 56H196L195 58L197 59V57ZM25 59H24V58ZM66 57V58H65ZM78 56H76V60L78 61V62H83V60H85V59H81V57H80V59L78 60V58H77ZM99 57H100V59H99ZM103 57V55H101V56H98V57H96V58H98V59H96L95 57V59H94V61H93V59L92 58H90L89 60H91V61H88V60H85V62H83V64L85 63V65H86V67L88 66L89 67V65H90V67L88 68V69H86V70H90V69H92L91 67H93V70H92V73H95V72H98V71H96L97 70V68H98V62L100 63V61L99 60H103L104 58H102ZM204 57V58H205ZM244 57H247V58H245V59H247L246 61L244 60ZM259 57V58H258ZM264 57V56H263ZM262 57V58H263ZM21 58V59H20ZM83 58V57H82ZM102 58V59H101ZM190 57H188V58H186V59H189ZM204 58H203V60H202V58H201V61L200 60H196V59H194V57L192 58V59H194L193 61H191V59L189 60V61H191V63L194 65H192L191 66V68L193 69V67H195L196 65H198V64H201V66L200 65H198V66H200V67H198V66H196L193 70H192V72L194 71H196L197 69L198 70H200L199 68H202V66H205V67H207L208 66V64L206 63V62H209V61H206V59H205V64L203 63V65H202V62L204 61ZM250 58V59H249ZM34 62H35V59H36V62L37 61H40L41 59L40 58H38L37 56H36V58L35 57H33V58H31ZM37 59H39V60H37ZM61 59H63V60H61ZM157 59H159V58H157ZM98 60V61H97ZM112 60L113 59H111V62H112ZM155 60L156 59H154L153 61L155 62ZM185 59H182L181 61L183 62ZM216 60V59H215ZM225 60V61H224ZM32 61V62H33ZM87 61V62H86ZM93 61V62H92ZM132 61V63L130 64V67H128V69H127V67H125L127 70H125L124 71V74H123V78H121L120 80L123 82H127V83H121L120 82V80H119V83L118 84H121V85H123V86H125V84H127L128 85V82L129 83H131V84H129L128 86H130V85H133V87L134 86H136L135 88H133L132 86V88L130 87H128V86H125L126 88V90L127 89H130V90H127V92H129V91H131V92H133V90L132 89H134V90H136V89H138L137 88V86L138 85H140V83H142L143 81H145L146 79L145 78H147V80H148V78L149 77H145V75L146 76H151V78H150V80L152 81V82H154L155 84H148L149 82H151V81H147L146 82V84H147V88L145 87L146 86V84H145V82L144 83H142V85L144 86V88H146L147 90H149L150 89V87L149 86H151L153 89L154 88H156V90L155 91H153V89L151 88L150 89V91H153V92H156L157 91V89H161V87L163 88V86H164V83H166V82H169L170 80H174V75L175 76H177V74H174L173 75V73H177V72H174V71H172V73H170V72H168V74H167V72H165V74H167L166 75V78H167V76L168 75H170V78H167L168 79V81H167V79L166 78H164V73L162 74V72L163 71H160V73H158L159 72V70H158V68H157V66H154V65H156L157 64V61H156V63H154L152 60H150V61H148L149 62V64L147 63V61L146 62H143L142 64H148L147 66L149 67H147L146 65H144V67H142L141 69H140V67L137 69L138 71H142L141 72V74L143 75L144 74V76H141V74H140V72H137V70H135L134 71V68H135V65H136V68L138 67V66H140V64H136L135 63V65H133V61H135V60H131ZM131 61H129V63L131 62ZM152 61V63H154V65L152 64V63H150ZM200 61V62H199ZM24 62H22V64L24 63ZM33 62V63H34ZM35 62V63H36ZM92 62V63H91ZM136 62V61H135ZM199 62V63H198ZM228 62H225L226 64H229ZM252 62V61H251ZM254 62H255V60H254ZM26 63V62H25ZM38 63V62H37ZM89 63H91V64H89ZM112 63H115V61L114 62H112ZM128 63V62H127ZM129 63H128V66H129ZM196 63V64H195ZM198 63V64H197ZM81 64V63H80ZM89 64V65H88ZM93 64V65H92ZM152 64V65H151ZM210 64V63H209ZM241 64H243V66L241 65ZM27 65V64H26ZM92 65V66H91ZM115 65V67H113ZM114 65H112V71H114L113 72V74L116 72V68L118 67V68H120L119 67V64L117 63V64H114ZM118 65V66H117ZM132 65V66H131ZM151 65V66H150ZM184 65V64H183ZM207 65V66H206ZM111 66V65H110ZM117 66V67H116ZM126 66H127V64H126ZM142 66V65H141ZM155 68H154V67ZM31 67V66H30ZM29 67V68H30ZM97 67V68H96ZM152 68V70H151V68ZM241 67V68H240ZM94 68H95V71H94ZM111 68V67H110ZM135 68V69H136ZM144 68V69H143ZM153 68H154V70H153ZM204 68V67H203ZM202 68V69H203ZM140 69V70H139ZM158 71L157 73H156V70ZM171 69V68H170ZM149 70L150 71H152V72H150V75H149ZM197 70V71H198ZM94 71V72H93ZM101 71V70H100ZM103 71H105L106 72V75H105V72L104 73H102V71L101 72H98V74H100L101 75V77H100V75L98 76V78L100 77V79H98L97 78V80H99V86H98V83H95V81H97L96 79H94L93 80V78L91 77V76H93L92 74H90L91 76V78H92V80L94 81V82H90V85L92 86H90L89 87V85H88V87H86L87 89H89L90 90V93H89V90L87 91V89L86 90H84V89H80L79 88V91L81 92H83L84 93V97L83 96H81V93H80V98H79V100H77L78 98H74V97H77L78 95H79V93H78V95H76V96H74L75 95V93L73 94V91H71L72 92V94L70 93V92H66V90H65V92L62 90H58L59 91V95L57 94V96L55 95L56 93H58V91L54 94L55 96V100H57V101H60V99H61V97H62V95L64 96V97H62V98H64V99H62V100H64V102L67 100V101H69L70 102V98L72 99V96L71 95H73L74 97H73V99L74 100H72L73 102H79L80 101V105H78V104H76V105H78L79 106V108H76V109H79L78 111L80 112L83 108H85L86 106L88 107V104H86L87 103V99L89 98V100H91L93 97H91L92 96V94L95 92L94 90V87L97 85L98 86V88H96V90L97 91H99V89L100 90H102L103 88H105V86H102V85H100V84H103L102 83V81H104V84L103 85H105V83H106V80L107 79H109L110 78V74H111V72H110V69L108 70V71H106V70H103ZM88 72V71H87ZM110 72V73H109ZM145 72V73H144ZM146 72H148V74L146 73ZM153 72H155L156 74H152ZM184 72V71H183ZM263 73H264V70L262 71ZM89 73H91V71H89ZM89 73H87L88 75H89ZM102 73V74H101ZM170 73V74H169ZM108 74H109V78H105V77H108ZM112 74V75H113ZM134 74H136V75H140L143 79L141 80V82H139V75L138 76H134ZM158 74V75H157ZM159 74H161V75H159ZM178 74H179V72H178ZM237 74V75H238ZM162 75H164V76H162ZM237 75L235 76V77H237ZM162 76V79H160V77ZM195 76V75H194ZM263 78L264 76H263V74H258V79L255 77V78H252L253 80L255 79V81H253L252 79H250L253 83L254 82H256L255 83V85L254 86H256L255 88L257 89V91L254 89V86H253V84L252 83H249L248 85L250 86V84H251V87H252V89H254L255 91L253 92V90H250L251 89V87L249 88V86L246 84V83H248V82H251L250 80H248L247 82H245V84H246V86L248 87V91L250 92V91H252L250 94H252V93H254V95H250V94H248V98H250L251 100H252V98H253V102H251V100H249V101H247V94H244V92L246 91V89L244 90V88L246 87L244 84H243V86L242 87H244V88H241L240 87V89H239V91H240V95L239 96H243V97H245V101H247L249 104H253L254 102H256V104H254V105H259V107H257L256 106V108H255V106H254V109H257L256 111L258 112V110H259V113H257L253 108H251L250 107V109L251 110H254L253 111V113L254 114H256L257 113V116H254L253 115V117H255L254 119L253 118H251L252 120H257L258 118H260L261 116H263L264 114H260L261 112L263 113V111H261L260 112V109L262 110V105L264 106V104H262L261 106H260V104L262 103V101H257L263 94H264V86H263V84L262 83H264L263 82V80H262V82H260V78L261 77ZM135 77V78H134ZM136 77H138V78H136ZM140 77V78H141ZM145 77V78H144ZM154 77H157V78H155V79H157V80H155V79H152V78H154ZM172 77V78H171ZM221 76H219V74H212L211 75V78H210V80H216L217 78H220ZM260 77V78H259ZM75 79H77L78 77L77 76H75L74 77ZM233 78V79H232ZM106 79V80H105ZM137 79H139L138 81H137ZM159 79V80H158ZM165 79H166V81H165ZM78 80V79H77ZM77 80H75V81H77ZM101 80V81H100ZM162 81V85H161V81ZM6 83H5V82ZM155 81H157L158 83H159V81H160V87H159V85H158V87H156L157 86V84L158 83H156ZM163 81H165V82H163ZM257 81H259V82H257ZM135 82V83H134ZM136 82H138L137 84H136ZM228 83V82H227ZM257 83H261V84H257ZM47 84L49 85V84H51V82H50V80H47ZM94 84H95V86H94ZM188 84H190L189 86L193 89L194 87H192V84H191V82L189 83V82H187V84H186V86L188 85ZM5 85L2 87V88H4L5 89ZM23 84L21 83V84H19L16 88H13L11 91L12 92H10L12 95H10L9 97H10V99H9V97H7L6 98V100H1L0 99V114H4V113H8V112H10L11 110L12 111H17V112H19V111H25L24 110V105H23V100H20L21 98H19V100H17V96H18V94H19V92L21 91V88L23 87L22 86ZM119 86V87H121V88H123V86ZM142 85H140V86H142ZM257 85H259V86H261V87H259V88H257ZM9 86V85H8ZM74 86H76V85H74ZM73 86V87H74ZM153 86H155V87H153ZM184 86H185V84H184ZM185 86V87H186ZM189 86H187L186 88L188 89V87ZM10 87H12V83L10 84ZM99 87H101V88H99ZM103 87V88H102ZM139 87V86H138ZM148 87H149V89H148ZM183 87V86H182ZM181 87V90H179V89H177V88H173L174 89V91L175 92H173V90L171 91V90H168L169 92H172V93H170L171 94V96H175L176 95V97H177V95H178V90L179 91H182L183 92V90H185L184 88H182ZM2 88L0 89V90H2ZM94 89L93 90V92H92V89ZM121 88H119V89H121ZM4 89H3V91H4ZM124 89V88H123ZM122 89V90H123ZM124 89V90H125ZM29 90V89H28ZM71 90H78V88L76 87V89L74 88V89H71ZM104 90V89H103ZM125 90V91H126ZM147 90H145L147 93H146V95L148 96V91ZM189 90V92L187 93L186 91V93L185 92H183V94L184 95H182V93L180 92L179 93V95L181 96V99H192V96H193V98L195 99L196 98V96L194 97V94H196L197 95V93L195 92V90L197 91L198 89H196L195 88V90H194V93L193 92H190L191 90H190V88L188 89ZM192 90V91H193ZM242 90H244V92H242ZM6 91V90H5ZM8 91V90H7ZM67 91H69V90H67ZM79 91H77V92H79ZM84 91H86V93L84 92ZM168 91H167V93H168ZM239 91L237 90V92L238 93H232V94H230V95H232L231 97L232 98H228V100H227V97L228 96H230V95H228V96H226V97H224V95H221V97H219V101L218 100H215V105H217L216 103V101H218V103L220 102L221 104H222V102H223V106H225L224 104L226 103H224V100L226 101L227 100V102L229 101V99L231 100H234L233 102H232V100L231 101H229V102H231V103H234V104H229V105H231V107L233 108V109H231V107L229 108V105L226 103V105L228 106V111H229V109H231L228 113H227V110H226V112H223V111H225V109L227 108L226 106V108L224 109V108H218V106H215V110L214 111H216L217 109H218V111H220L221 112V114H219V112H218V114H219V116H223L224 117V115H225V119H224V122H226V121H228V122H230V119L228 118V117H235V115L237 116L238 114H237V111L238 110H236L235 109V112H236V114L233 112L234 111V106H235V108H237V109H239V114H246V109L247 108H249L248 107V105H247V103L244 101V103L242 104L243 106H246L247 105V107H244V109L242 108V106L241 105H239V106H241V108L244 110V112H243V110L241 111L240 110V107L239 106H237L238 105V103H236L237 101H236V97H239L237 94H239ZM248 91H246L245 93H248ZM1 92V91H0ZM88 92V93H87ZM91 92H92V94H91ZM241 92H242V94H241ZM6 93V92H5ZM8 93V92H7ZM62 93V94H61ZM64 93H67V94H65L66 95V99H65V95H64ZM191 93H193V94H191ZM69 94V95H68ZM71 94V95H70ZM77 94V93H76ZM87 94H91V96L90 95H88L87 97L88 98H85L86 97V95ZM150 94H152L151 92H150ZM170 94L168 95V97L169 98H175L174 96L173 97H171L170 96ZM173 94V95H172ZM188 95L189 94V96L191 97V98H183V96H186V95ZM244 94V95H243ZM262 94V95H261ZM83 95V94H82ZM95 95V94H94ZM93 95V96H94ZM235 95H237L236 97H234ZM67 96H71L70 98L69 97H67ZM188 96V97H189ZM207 96H209V98L211 97L209 94L207 95ZM207 96H205V98L204 99H206V100H209V99H207L208 97ZM222 96H223V100L221 99L222 98ZM251 96H253V97H251ZM259 96V97H258ZM12 97V98H11ZM56 97L57 98H59V99H56ZM83 97V100H82V102L83 101H85V102H83V103H81V98ZM90 97H91V99H90ZM207 97V98H206ZM233 97L234 98H236V99H233ZM255 97H257V98H255ZM263 97V96H262ZM262 97H261V100H262ZM1 98V97H0ZM68 98V99H67ZM180 98V97H179ZM226 98V99H225ZM12 99V100H11ZM178 99V98H177ZM200 98H198V99H195L196 100V104L198 105V103H199V106H202L203 107V109H204V111L203 110H201L202 112H198V111H200V107H197V109H199V110H197L196 108H195V112H193L191 109L193 108V107H195V106H190V104L191 105H193V102H194V104H195V100H191V101H193V102H189L188 104H189V106L190 107H192L191 109H190V107L188 106V108H187V106H185V111L186 110H190V111H192V112H190L189 110L188 111H186V112H183L184 110H182L181 108L182 107H184V106H182L180 109H181V113L179 112L178 113V115L179 116H181L183 113V115H185V116H181L182 117V119H185L186 117L187 118H189V117H191L192 115H193V113H194V115L191 117V118H189V120H187V118L185 119V121L187 122V123H189L190 122V124H188V125H190V126H192L191 125V123H192V119H195L194 120V122L192 123L193 124V126H192V128L190 127V126H188L187 124H186V128L187 127H189V128H191L192 130L193 129H195V128H193L194 126H195V123L197 122V120H198V124H199V122L201 123L202 122V118L204 117H206L207 115H208V117H206V119H209V118H213L212 120H214L216 117H217V111L216 112H214V113H216V115H214L213 113H211V112H208V111H206V112H208L207 114H206V112H205V110H206V103H207V101L206 102H203V103H205V105L203 106L202 104H201V102H202V99H200ZM211 99L212 98H210V102H211ZM216 99H218V97L216 98ZM256 99V100H255ZM17 100V101H16ZM75 100H77V101H75ZM197 100H199V101H197ZM21 101V102H23V103H19V102ZM201 101V102H200ZM204 101V100H203ZM209 102V101H208ZM209 102V103H210ZM228 102V103H229ZM261 102V103H260ZM246 103V104H245ZM264 103V102H263ZM187 104V105H188ZM195 104V105H196ZM201 104V105H200ZM219 105V107H223L222 105ZM236 104V105H235ZM240 104V103H239ZM23 105V106H22ZM75 105V106H76ZM83 105V106H82ZM85 106V107H84ZM91 104L89 105V107L88 108H86L87 110H89V109H91ZM237 106V107H236ZM250 106V105H249ZM83 107V108H82ZM143 107H145V108H148L149 106L147 105V107H146V105H144V106H142V108L140 109V110H143V113H145V111L146 110H149L148 112H151L152 111V113L154 114V111L153 110H151L150 111V109L148 108V109H146L145 111H144V109H143ZM201 107V108H202ZM252 107H253V105H252ZM187 108V109H186ZM259 108V109H258ZM81 109V110H80ZM219 109H221V110H219ZM250 109H247V113L248 114H246L247 116H249V115H251V113L249 112V110ZM263 109H264V107H263ZM85 110V109H84ZM94 110V109H93ZM93 110L92 111H90L91 113H93ZM223 110V111H222ZM250 110V111H251ZM89 111H87V112H89ZM96 111V110H95ZM180 111V110H179ZM196 111H197V113H199V115L196 113ZM241 111V112H240ZM82 113L81 114H83V113H85L84 114V116H87V115H89L86 111L84 112L83 110L81 111ZM99 112V111H98ZM140 112V111H139ZM142 112V111H141ZM141 112H140V114H141ZM190 112V113H189ZM87 113V114H86ZM94 113H96L97 114V111L96 112H94ZM93 113V114H94ZM142 113V115H144ZM146 113H147V111H146ZM152 113H149V114H151V116L149 117V114H148V116H147V114H146V116L147 117H149V119L150 118H153V114ZM159 114L160 112H155V114ZM189 116H186V114ZM209 113H211L210 114V117H209ZM222 113H224V114H222ZM227 113V114H226ZM232 113H234V115L232 114ZM252 113V114H253ZM154 114V115H155ZM157 114L155 115L156 117H157ZM181 114V115H180ZM191 116H190V115ZM199 116V117H197V118H195L197 115ZM204 114H206V116L204 115ZM231 114V115H230ZM259 114L261 115V116H259ZM141 115V116H142ZM200 115H203V116H200ZM245 115V116H246ZM90 116V115H89ZM96 116V115H95ZM154 116V117H155ZM212 116V117H211ZM221 116V117H222ZM226 116H228L227 118L229 119V120H227V118H226ZM245 116H242V115H239L237 118H239V121L241 120H243V118L245 117ZM183 117H185V118H183ZM202 117V118H201ZM220 117V118H221ZM233 117V118H234ZM241 117V118H240ZM251 117H252V115H251ZM219 118V117H218ZM218 118H216L220 123H218V122H216V120L215 121H213V122H209V120H208V122H209V126L213 123V124H216L217 125V123H218V127H220L219 126V124L222 126V124H224V122L222 121L221 122V120H222V118L221 119H218ZM246 118V124H247V126L246 127H248L249 125V122L248 121H250L251 119H249L248 120V118H250V116L247 118V117H245ZM257 118V119H256ZM263 118L264 117H262V119H258V120H262V121H259V123L261 124V122H263L264 120H263ZM97 119V118H96ZM154 119V118H153ZM152 119V120H153ZM191 119V120H190ZM197 119V120H196ZM199 119H201V121L199 120ZM206 119H204V121L206 120ZM235 119H236V117H235ZM235 119H232L231 118V121L232 122H230V123H225L224 125L226 126V127H228V129L230 128L231 129V131H232V129H234L235 128V130H237L236 128L238 127V133H234V132H232L233 134L232 135H235V134H238L237 135V138H238V136H239V132H240V130L242 131V132H240V133H242V136H241V134H240V137H242L243 139H233V141H234V143H233V141H232V139L230 140V138L232 137V138H236L235 136H231V132H229V131H227V132H229V136H230V138L228 137V134L226 133V131H225V129H227V128H224V125L222 126V127H220L223 131H225V133L221 130V132L219 131V133H224L226 136H224V134H219V133H216V132H218L217 130H216V132H214L215 131V129H217L216 128V125H214V127H213V124H212V129H214V131H212V133H211V136L214 134V133H216L217 135L219 134V135H221V136H217V135H215V136H217L218 138L217 139H219V142H221V144L223 145V146H226L228 143H230V146H232L233 144V148L232 147H230L229 145H227V148H228V146H229V149H228V151H227V148L225 147V149L223 148V146H221V144L220 143H218L217 142V139H216V137L215 136H213V137H215L214 138V141L210 138V136H209V138H210V141L209 140H206V138H203V139H201V137H204L203 135H205L204 133H205V131L202 133V129H200L199 127H197V126H205V124L207 123L208 124V122H206L205 124L203 123H201L200 125H198L197 123V126H195L196 127V129L198 130H201V132L199 133V136L198 137H200V139H201V141L202 142H200V139L199 140H197L198 139V137L197 136H195V135H197V134H194V136L197 138H194V136H193V138H192V133H190L191 135H189V137H187L188 138V140L190 139V141H188L187 140V138H186V136H187V133L189 134V128H184V126H185V124H184V126L182 127L185 131H188L187 133L185 132V131H181V132H183L182 134H185L186 133V135H185V138H186V140L188 141H185V139H184V135H180V132L178 133L179 134V136H183L182 138L181 137H178V135H177V139L179 140L180 138L181 139H183V141L181 142H179V141H177L176 140V138H174L176 141H173V142H171L170 140L168 141V143H167V145L166 146H164V144H166V143H164L163 145L162 144H158V145H156L157 147L160 145V148L158 147V149H155V148H157V147H155L154 148V146H148L149 147V150H151V148H154V149H152L151 150V153H150V151H148L149 152V154H147L148 152L146 151V150H148V148H146L147 147V145L145 146L144 144H142V145H140L138 148H140L141 149V147L144 145V150H140V151H138V148H136V150H132L133 148H129V149H127V150H129L130 152H129V154H126L127 156H126V158H125V156H121L120 155V153L119 154H117L116 155V157L115 158H111L109 161H108V158H105V159H102V158H104L103 156L100 158V156H98V155H101V154H97L96 153V155L97 156H91V157H89L88 155V151L87 152H78L77 154H75V156H74V158H72L71 160H73V162L70 160V161H66V162H64V163H62V164H59L58 166H53L54 168H52L50 171H51V173L52 174H48V175H45L41 170L39 171L38 169H36V167H28L27 169H25V170H22V171H20L19 173H18V175L16 176L17 177V180H15L14 182V184H12V185H14V186H12V188L14 187L15 189L14 190H18V188H20V185L21 184H23L24 183V181L22 180V179H24V177H28V178H26L27 180H31V177H34V178H32V180H31V185L30 186H28L29 187V189L30 190H35V189H37V188H40V187H43V190H44V196H46L47 195V201L45 202V205L42 207V208H40L39 210H37V212L32 216V217H36L35 219L34 218H31L30 220H28V222H27V220L26 219H24V220H26L25 222H24V220H23V218L22 219H20V222H21V225H19V226H17L16 228H18V229H13L12 228V224H9L10 223V219L9 218H5L4 220H0V232H1V230L3 231H5V234H3L2 235V233H0L1 235H0V264H134V262L136 263V264H139L138 262L140 261V264H198L199 262L200 263H204V264H206L208 261H209V259L208 258H210V256H211V250L210 249H208L209 248V243H205L204 244V240H200L201 238L202 239H204L205 237H208V236H215L216 238L218 237L217 235H215V229H216V227L218 226V224H219V218L221 217H219V218H217L218 216H216V214L214 213H212V214H210V216H208L204 221H203V223L199 226V228H197V229H193V231H190L189 233H188V239H185V241H184V243L181 245L182 246V252H181V254H179V255H176L175 256V253L173 252V250H172V248H170V243L172 242L171 240H173V238L175 237V234L174 233H171L170 232V228L168 227V229L167 230H169L168 231V233H167V230L166 229H163V227L161 228V225H156L157 227H155V225H153V224H151L150 225V220L151 219H153L154 217H156L157 215H159L160 213H161V215L162 214H164V212L166 213V212H168V211H170L171 210V207L173 206V205H175L176 203H177V201L180 199L179 197H181V196H179L180 194H183V193H186L187 195H188V198L190 199V201H191V204H190V208L192 209L193 208V206L195 207V206H197V204L198 205H202L201 206V208L203 207V209L205 208V210H208L210 207H212L213 205H215L216 203H217V194L219 193V191L221 190L222 191V189H224L225 187H235V186H237V185H235V184H239V183H244V186L245 187H242V189L243 190H240L238 193H236V195H235V197H234V199L232 200V202L234 203V204H236L237 203V201L239 202V201H242L243 200V202H242V207H241V210H243V211H246V210H248L251 206H253V202H255V194H253V193H251V188H252V186L253 185H251L252 184V182H251V180H253V178L256 176V171L258 172L257 174H262L263 175V173H264V170L263 171H261V169H259V167L260 166H262L263 168H264V134H262V132L264 131V128H262L261 130H260V128L257 130V131H254L253 129L251 130V128H253L254 126L251 124L250 126H253V127H248L249 129V133H252V134H248L247 132H248V130H245L246 128L244 127V123H242V125H243V127H244V130L243 129H241L242 128V125H240V123H239V125L240 126H236L235 124H238V123H235V122H237V121H235ZM226 120V121H225ZM237 120V119H236ZM257 120V121H258ZM148 121H150V120H148ZM196 121V122H195ZM240 121V122H241ZM244 121V120H243ZM242 121V122H243ZM215 122V123H214ZM233 122H234V126H231L230 127V124H233ZM211 123V124H210ZM264 123V122H263ZM263 123L261 124V126H263ZM206 124V125H207ZM260 124H259V126H260ZM209 126H205L206 128L207 127H209ZM260 126V127H261ZM202 127V128H203ZM205 127L203 128V130H205ZM234 127V128H233ZM264 127V126H263ZM181 128V129H182ZM220 128L218 129V130H220ZM190 129V132L192 131ZM209 129V128H208ZM227 129V130H228ZM229 129V130H230ZM255 130H256V128H254ZM207 130V129H206ZM260 130V132H258ZM263 130V131H262ZM121 131V130H120ZM247 131V132H246ZM123 133H118V132H116V133H118V134H116L115 133V135H114V137L117 135V137H115L116 139L118 138V140H116L117 142H120V140H121V138H125L126 137V133L124 132V131H122ZM237 132V131H236ZM243 132H244V134H246V135H252V136H250V138H248L249 139V141L247 140V138H245L246 136L243 134ZM246 132V133H245ZM255 132V133H254ZM256 132H257V135H256ZM253 133H254V136H253ZM258 133H260V136H259V134ZM264 133V132H263ZM123 134H125V136L123 135ZM201 134H203L202 136H201ZM262 134V135H261ZM243 135H244V137H243ZM124 136V137H123ZM222 136H224L223 137V139H222ZM262 136V137H261ZM205 137H207V136H205ZM212 137V138H213ZM221 137V138H220ZM229 138L228 140H229V142L227 143V144H225V142H227L228 140L226 139V138ZM239 137V138H240ZM141 138H142V135H140V137H139V140H141ZM208 137H207V139H209ZM263 138V139H262ZM192 139V140H191ZM215 139H216V142H215ZM220 139L221 140H224V141H220ZM227 141H226V140ZM244 139H246V140H244ZM252 139H254V141L252 140ZM260 139V140H259ZM124 140V139H123ZM123 140H121V141H123ZM195 140H196V142L197 143H199V145L195 142ZM203 140H205V141H203ZM211 140H212V142L214 143H218L221 147L220 148H222V153L224 152V151H227V152H225L224 153V155L222 154H220V152L218 151V150H220V148H217V146H218V144H216V146H214L215 145V143H214V147L216 148H214V150H217V151H213L212 150V152H210L209 150H211L212 148V146H211V144H212V142H211ZM236 140H238L239 142H241V140H242V142L239 144L238 142H236ZM244 140V141H243ZM263 140V141H262ZM207 141H209V142H207ZM231 141H232V143H231ZM248 141V142H247ZM252 143H251V142ZM257 141H259V142H257ZM171 142V143H170ZM175 142H178V143H189V142H195L197 145H193V146H191V144L192 143H190V145L188 146L187 144H184V145H186V146H184L183 144H176ZM204 142H206V143H204ZM244 142H245V144H247V145H244V147L246 148V149H244V147H243V144H244ZM261 142V143H260ZM194 143V144H195ZM202 143H203V145H202ZM207 143H210V145L209 144H207ZM238 143V144H237ZM175 144L176 145H179V146H176V148L177 147H179V148H181L180 147V145H183L182 146V148L184 147H186L185 149L183 148H181L180 150H175L176 148H175ZM225 144V145H224ZM235 144H237L236 146H235ZM206 145V146H205ZM164 146V147H163ZM169 146H171V147H169ZM190 146L192 147V150H191V148H190ZM196 146V147H195ZM248 146V147H247ZM219 147V146H218ZM243 148V149H241V151H240V148ZM164 148L166 149V151L164 150ZM171 148V149H170ZM173 148H174V150H173ZM211 148V149H210ZM159 149H160V151H159ZM187 149V150H186ZM224 149V150H223ZM153 150H157L156 152H155V154H154V152H153ZM163 150V151H162ZM190 150V152H189V154H188V151ZM248 150V151H247ZM132 151H133V153H132ZM144 151H146V152H144ZM165 151V152H164ZM174 151V152H173ZM177 151L179 152V153H177ZM238 151V152H237ZM137 152V153H136ZM172 153V155H169V154H171ZM182 152H184V153H182ZM187 152V153H186ZM218 152V153H217ZM126 153H128V152H126ZM136 153V154H135ZM141 153V154H140ZM156 153H157V155H156ZM167 153V155H165ZM176 154L175 156L176 157H178L179 159H183V158H187V157H189V158H187L188 160H189V168H192V169H190V173H189V175L187 176L186 174V176H184L185 177V179H184V177H183V174H182V172H181V174H182V176H181V174L179 173V172H177V173H175V174H172L173 172H172V169H171V172H170V168H171V166H167L168 164H166V165H163L162 166V164H159V160H160V158H162V157H166V156H174V154ZM210 153V154H209ZM212 153H213V155H212ZM215 153H217V155L215 154ZM227 153V154H226ZM82 154V155H81ZM86 154V155H85ZM138 154H140V155H138ZM153 155V159H152V156H150V155ZM180 156H179V155ZM186 154V155H185ZM191 154H192V156H191ZM219 154V155H218ZM78 155H80L79 157H77ZM124 155V154H123ZM138 155V156H137ZM148 155V156H147ZM164 155V156H163ZM178 155V156H177ZM183 155V156H182ZM188 155H190V156H188ZM155 156V157H154ZM211 156H220L219 157V160H218V162H216L217 164H215V161H216V158H210ZM97 157V158H96ZM146 157V158H145ZM148 157H150V159L148 158ZM191 157V158H190ZM194 157V158H193ZM197 157H199V158H197ZM207 158V157H209V158H207V159H205V158ZM263 157V158H262ZM76 158V159H75ZM87 158H89V159H87ZM93 158H95L96 160H93ZM203 158V159H202ZM102 160V161H98V160ZM112 159H113V161H112ZM147 159V160H146ZM156 159V160H155ZM211 159V160H210ZM237 159V160H236ZM115 160V161H114ZM151 162H150V161ZM152 160H154V161H152ZM196 161V162H194V161ZM197 160H198V162H197ZM200 160H201V162H200ZM202 160H203V162H202ZM207 160V161H206ZM211 161V163H213V164H209L210 163V161ZM224 160V161H223ZM262 160H263V162H262ZM90 161H92V162H90ZM146 161V162H145ZM149 161V162H148ZM157 161V162H156ZM95 162H97V163H95ZM99 162H102V163H99ZM109 162H111V163H109ZM194 162V163H193ZM207 162H209V163H206ZM66 163V164H65ZM69 163V164H68ZM106 163V164H105ZM145 163V164H144ZM193 163V164H192ZM198 163V165H197V167H192V165H194V166H196V164ZM201 163V164H200ZM206 164V165H210V167H208L207 166V168L205 167V165H203V164ZM220 163V164H219ZM263 163V164H262ZM98 164H100V165H98ZM105 164V165H104ZM112 164V165H111ZM143 164V165H142ZM151 164V165H150ZM199 164H200V166H199ZM246 164V165H245ZM65 165V166H64ZM94 165V166H93ZM102 166L101 168L99 167V168H97L98 166ZM103 165H104V167H103ZM145 165V166H144ZM248 165V166H247ZM157 166V167H156ZM139 167L142 169L141 170V173H140V175L141 176H136V175H133V173H135V172H137L138 171V169H139ZM169 167V168H168ZM203 167H205V168H203ZM255 167V168H254ZM64 168V169H63ZM146 168V169H145ZM243 168H246V170H244L245 171V174H244V171H243V173H241L242 175L244 174V176H242V175H240L239 176V174H238V170H243ZM258 168V169H257ZM261 168V167H260ZM196 169H202L201 170V172L202 171H204L205 170V172H203V173H201V175H200V173H199V175H197V176H195L197 173L196 172H198V170H196ZM257 169V170H256ZM35 170V171H34ZM36 170L38 171V172H40V173H36ZM108 170V171H107ZM154 170H155V172H154ZM168 172H167V171ZM196 170V172H194V171ZM199 170V171H200ZM208 170V171H207ZM258 170H260V171H258ZM115 171V172H114ZM123 171V173H120V172H122ZM144 171V172H143ZM154 172V173H153ZM263 172V173H262ZM34 174L35 173V175H31V174ZM118 173V174H117ZM120 173V174H119ZM166 173V174H165ZM179 173V174H178ZM193 173V174H192ZM212 173V174H211ZM152 174V175H151ZM170 174H172L173 175V177H172V175H170ZM177 174V175H176ZM254 174H255V176H254ZM31 175V176H30ZM43 175V176H42ZM151 175V176H150ZM174 175H176V176H174ZM153 176V177H152ZM170 176V177H169ZM178 176V177H177ZM201 176V177H200ZM241 176H242V178H241ZM21 177V178H20ZM186 177H188L187 179H186ZM241 179H240V178ZM262 177H264V175L262 176ZM20 178V179H19ZM71 178V179H70ZM145 178L146 179H149L153 184H154V186H157L156 187V189L153 191V192H150V193H148V194H143V193H141V194H139V196L135 199V197H134V194L140 189H142L144 186H145V184H143V183H145ZM155 178V179H154ZM172 178H175V181H170V180H173ZM177 178V179H176ZM182 178V179H181ZM197 178V179H196ZM247 178V179H246ZM25 179V180H26ZM143 179H144V181H143ZM71 180H72V182H71ZM185 180V181H184ZM195 180V181H194ZM199 180V181H198ZM243 180V181H242ZM4 180H2V182H3ZM8 180H5V182H7ZM68 181V182H67ZM69 181L71 182L70 184L72 185L71 186V188H70V192H67L66 191V183H69ZM142 181H143V183H142ZM190 181V182H189ZM237 181V182H236ZM242 181V182H241ZM1 182V183H2ZM5 182H3V183H5ZM188 182V183H187ZM248 182V183H247ZM251 182V183H250ZM172 183V184H171ZM194 183V184H193ZM247 185H246V184ZM262 183H264V182H262ZM248 184H249V186H248ZM199 185V186H198ZM190 186V187H189ZM119 187H120V190L122 191V192H120L119 191ZM189 187V188H188ZM247 187H249V188H247ZM251 187V188H250ZM263 187H264V184H263ZM263 187H261V189H260V191L261 192H263L264 191V189H263ZM187 188V189H186ZM244 188H245V190H244ZM247 189V190H246ZM241 191H243L244 192V194H243V192H241ZM190 192V193H189ZM198 192V193H197ZM247 192V194H249V195H247V194H245ZM26 193H28L27 195H33V193H34V191H29V192H26ZM66 193V194H65ZM87 193L90 195V197H88L87 198ZM240 193H242V194H240ZM69 194V195H68ZM215 194H216V196H215ZM254 196H253V195ZM177 195H178V197H177ZM252 195V196H251ZM64 196H66V197H64ZM75 196V197H74ZM173 196V197H172ZM195 196V197H194ZM237 196V197H236ZM69 197V198H68ZM83 197H86V198H83ZM177 197V198H176ZM242 197V198H241ZM246 197V198H245ZM252 197H253V199H252ZM249 198L250 199H252L253 200V202H252V200H249ZM255 198V199H254ZM66 199V200H65ZM174 199V200H173ZM236 199H237V201H236ZM77 200V201H76ZM146 200H150V206L147 208V209H142V210H140V213L139 214H135V211L134 210H136L137 208H138V206L144 201H146ZM169 200H171V202L169 201ZM96 201V202H95ZM102 201L103 202H105V203H110V206L108 207V209H106L104 212H106V211H108V212H106L105 214H104V212L102 213V215L101 216H103V214H104V216H106L105 218H108V215H110L111 213H112V216L114 217V219H112V220H105L104 221V219L105 218H102V217H94V215H95V207L96 206H98L97 205V203L98 202H101V203H99V205H104V203H102ZM202 201V202H201ZM235 201V202H234ZM70 202V203H69ZM112 202V203H111ZM231 202V201H230ZM232 202H231V205L230 204H228L227 203V205H226V207L227 208H229V209H231V210H229L228 211V209H226V207H224V209H221L222 210V215L223 216H225V215H231L232 213H233V211H234V209H233V207L235 208V206H234V204H232ZM96 205H94V204ZM108 203V204H109ZM93 204V205H92ZM112 204V205H111ZM92 206H94V208L92 207ZM231 206V207H230ZM262 206H263V208H264V202H263V204H262ZM244 208H246V209H244ZM43 210V212H41ZM46 210V211H45ZM110 211V212H109ZM45 212H46V214H45ZM163 212V213H162ZM51 213V214H50ZM229 213V214H228ZM44 214V215H43ZM108 214V215H107ZM181 214V215H180ZM186 213H177L176 215H175V217H174V219H173V221L175 220V222H178L180 219H183V218H187L186 216H188L187 214L185 215ZM46 215V216H45ZM97 215V214H96ZM180 217H179V216ZM183 215H184V217H183ZM78 216V217H77ZM103 216V217H104ZM222 216V217H223ZM94 217V218H93ZM73 218H75L74 220H73ZM98 218H99V220H98ZM101 218V219H100ZM176 218H177V220H176ZM72 221H71V220ZM93 219H95V221H96V223H98V225L95 223V221L93 222ZM48 220V221H47ZM73 223H71L70 221ZM91 220H92V222H91ZM48 223H47V222ZM111 221V222H110ZM192 221V220H191ZM80 222H81V224H80ZM93 224H91V223ZM105 222H108L107 223V225L103 228V229H101V227H102V225L105 223ZM110 222V223H109ZM205 222V223H204ZM46 223V224H45ZM71 223V224H70ZM79 224H80V227L81 228H79ZM95 224H96V226L98 227H95ZM100 224H101V226H100ZM204 224V225H203ZM221 224H224V221L222 220V222H221ZM10 225V226H9ZM65 225H70L71 227L69 228L70 230H72V231H69V229H68V234H67V237H68V235H69V233L71 234H77L76 236L74 235V236H72V234L67 238H62L61 237V233H62V231H61V228L63 229V226H65ZM78 225V226H77ZM153 225V226H152ZM62 226V227H61ZM93 226L95 227V228H97V229H95V228H93ZM79 228V229H77V228ZM92 227V230L90 231V228ZM159 227V228H158ZM12 228V229H11ZM164 228H167V227H164ZM5 229H9V230H5ZM75 229V230H74ZM95 231H94V230ZM96 230H97V232H96ZM123 230V231H122ZM137 230V231H136ZM4 231H3V233H4ZM7 231V232H6ZM61 231V233H58V232H60ZM76 231V232H75ZM90 231V233H88ZM94 231V232H93ZM77 232H79L80 234H79V237H78V233ZM91 232H93L92 234H91ZM113 232H115L118 236H121L122 238H125V243H124V247L123 248H121L119 251H120V253H119V256H118V258L117 259H115V258H113V254L114 253H110V254H108V253H106L105 251H104V249H105V247H106V245L108 244V242L107 241H103V240H101L100 238H98V237H104V236H106V237H108V236H110V235H112V233ZM213 232V233H212ZM95 233H97V234H95ZM200 233V234H199ZM91 234V235H90ZM172 234V235H171ZM211 234V235H210ZM36 235V236H35ZM40 235V236H39ZM60 235V236H59ZM46 236V237H45ZM95 236V237H94ZM44 237H45V239L47 240L45 243L44 242H41L42 240H44ZM50 237V238H49ZM61 237V238H60ZM76 237V238H75ZM155 238H156V240H155ZM64 239H66L67 240V242L64 240ZM68 239H70V240H68ZM97 239V240H96ZM62 240H64V241H62ZM72 240V241H71ZM98 240H100L99 242H97ZM131 240V241H130ZM133 240V241H132ZM135 240V241H134ZM160 240V241H159ZM69 241H71V242H69ZM96 241V242H95ZM127 241V242H126ZM154 241H156L157 242V244H155L154 245ZM80 242V244H81V247H83V249H84V251L86 250H88V249H90L91 248V250H93L92 251V253H89L88 255H86L87 253H86V251L84 252V251H82L83 253L82 254H84V255H80L79 254V257L78 258H76L77 256V254L78 253H80V251H81V249H80V251L75 255V246L78 244ZM102 242V243H101ZM147 242V243H146ZM152 242V243H151ZM158 242H159V244H158ZM44 243V244H43ZM77 243V244H76ZM128 245H127V244ZM146 243V244H145ZM151 243V244H150ZM65 245V247H66V249L64 250L65 252V254L63 253V255H61V256H59V253H60V251H59V246L60 245ZM79 244V245H80ZM213 244V243H212ZM21 245V246H20ZM67 245V246H66ZM83 245V246H82ZM95 245H97V246H95ZM127 245V246H126ZM148 245V246H147ZM149 245H151L150 247H149ZM200 245H202L201 247H200ZM34 246H39V248L38 249H34L33 247ZM92 246V247H91ZM143 248H142V247ZM154 246H158V247H154ZM89 247V248H88ZM146 247V248H145ZM152 247V248H151ZM22 248V249H21ZM26 248V249H25ZM32 248V249H31ZM71 250H70V249ZM74 248V249H73ZM87 248V249H86ZM93 248H95V249H93ZM164 248V249H163ZM207 248V249H206ZM19 251H18V250ZM25 249V250H24ZM34 249V250H33ZM40 249H41V251H40ZM74 251H73V250ZM82 249V250H83ZM152 249H153V251H152ZM160 249V250H159ZM162 249V250H161ZM167 249H169L168 251H167ZM171 249V250H170ZM201 249V250H200ZM136 250V251H135ZM147 250H149V251H147ZM156 250V251H155ZM14 251V252H13ZM35 251V258H32V259H30L31 257H29V256H31V254L30 253H32V252H34ZM38 251V252H37ZM43 251V252H42ZM89 251V250H88ZM87 251V252H88ZM137 251H138V253H137ZM164 251H165V253H164ZM12 252V253H11ZM40 252H42V254L40 253ZM91 252V251H90ZM103 252V253H102ZM149 252H150V254H149ZM152 252H153V254H152ZM158 252V253H157ZM198 252V253H197ZM202 252V253H201ZM40 253V254H39ZM43 253L45 254V257L43 256L42 258H40V260L38 259V258H36V256L37 257H41L42 255H43ZM68 253V254H67ZM86 253V254H85ZM102 253V254H101ZM140 253V254H139ZM174 253V254H173ZM38 254H39V256H38ZM74 254V255H73ZM139 254V255H138ZM164 254V255H163ZM167 254V255H166ZM204 254V255H203ZM27 255V256H26ZM53 255H55V256H53ZM91 255V256H90ZM99 257H98V256ZM110 255V256H109ZM210 255V256H209ZM13 256V257H12ZM75 258H74V257ZM85 256V257H84ZM87 256V257H86ZM157 256V257H156ZM160 256V257H159ZM166 258H165V257ZM173 256V257H172ZM264 256V255H263ZM25 257V258H24ZM27 257H29V259L27 258ZM84 257V258H83ZM95 257H97V260H96V258ZM145 257V258H144ZM147 257V258H146ZM148 257L150 258V260L148 259ZM163 257V258H162ZM177 257V258H176ZM203 257H205V258H203ZM130 258V259H129ZM160 258V259H159ZM175 258H176V260H175ZM249 258H250V260H249ZM248 259H247V263L246 264H264V259H262V257H252V259L254 260H252L251 259V257H249ZM24 259V260H23ZM26 259V260H25ZM28 259V260H27ZM38 259V260H37ZM141 259V260H140ZM142 259H144V260H142ZM198 259H200V261L199 262H197L198 261ZM228 259V258H227ZM227 259H225V263H228V261H227ZM9 260V261H8ZM12 260V261H11ZM14 260H16V261H14ZM35 260V261H34ZM160 260V261H159ZM163 260H165V261H163ZM171 260V261H170ZM6 261V262H5ZM8 261V262H7ZM19 261V262H18ZM29 261V262H28ZM99 261V262H98ZM161 261H163V262H161ZM201 261H204V262H201ZM229 261H230V258H229ZM10 262H12V263H10ZM33 262V263H32ZM44 262V263H43ZM145 262V263H144ZM155 262V263H154ZM157 262V263H156ZM199 263V264H200ZM223 264H224V262H223Z\"/></svg>",
    "mask_w": 264,
    "mask_h": 264
},
{
    "label": "snow or ice",
    "instance_id": "6c2138e0",
    "mask_svg": "<svg viewBox=\"0 0 264 264\" xmlns=\"http://www.w3.org/2000/svg\"><path fill=\"white\" fill-rule=\"evenodd\" d=\"M0 119H2V114H0Z\"/></svg>",
    "mask_w": 264,
    "mask_h": 264
}]
</instances>
